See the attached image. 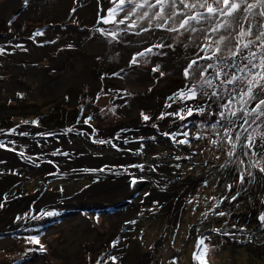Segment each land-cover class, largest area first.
I'll return each instance as SVG.
<instances>
[{"label":"rangeland","instance_id":"rangeland-1","mask_svg":"<svg viewBox=\"0 0 264 264\" xmlns=\"http://www.w3.org/2000/svg\"><path fill=\"white\" fill-rule=\"evenodd\" d=\"M6 2L0 0V11ZM96 2L99 6L97 12L99 10L103 16L107 9L101 6L102 0ZM31 3L32 0H28L25 6V0H14L9 13L0 14V48L20 45L16 48L27 53L0 54V141L15 142L14 145H7V148L15 147V151L0 148V204H3L0 207V264H172L174 259L175 264H264V229L257 230L254 235H243L239 231L257 227L255 221H249V215L255 210L259 214L262 210L264 193L255 196L263 190L264 182L258 185L255 193H244V186L250 179L261 181L264 177V172L260 171L264 168L261 139L255 149L256 155L252 152L243 155L236 144L235 155L229 157L227 152L232 146L222 139L224 127H211L220 118H203L209 116L210 112H219V105L227 103L228 96L224 94L222 100L216 97L209 100L198 93L196 96L200 100H209L208 104H198L206 107L205 112L196 114V107L191 105L194 115L181 121L171 116L157 119L162 112H174L185 106L179 100L173 102L168 99L173 94L165 95L162 92L156 97L157 104H142L137 107V113L131 115V100L145 94L125 83L124 74L130 64L118 61L119 50L113 49L105 56L100 55L96 66L92 58H87L84 60L88 65L86 68L74 66L65 72L52 68V53L57 55L65 50L61 44V32L67 27L73 26L80 31L108 28L116 34H120L123 27L119 24L104 27L97 22L98 16L91 25L82 24L75 12L84 5L83 0H36L28 10ZM134 3L142 6L137 7L136 14L132 16L133 21L141 25L142 20L138 17L147 4L145 0ZM125 5L130 7L128 0ZM33 9L37 10L36 14L24 15L21 20L17 18L23 10L30 12ZM54 9H63L64 14H57ZM157 22L153 20V25ZM52 27L60 28V32L49 31ZM41 31L42 36L35 35ZM80 35L86 37L81 32ZM183 35H179L178 39H183ZM26 39L44 49L33 51V44L21 45L22 40ZM116 39L117 35L110 42L114 43ZM48 44L50 47H46ZM210 44L212 48L216 46L214 41H210ZM34 53H38L36 57ZM153 53L146 54L147 63L143 62L145 58L138 57L141 58L138 64L142 67L150 64L151 58L162 56L164 50L153 49ZM80 56L76 55L78 58ZM115 61L119 69L112 72ZM157 64L165 75L166 70L161 62L153 63V67ZM181 64H184V60ZM17 66L27 69L35 66L39 68H35L38 71L48 67L50 70L44 78L60 79V82L63 77L64 82L81 78L82 72L90 77L95 73L102 87L99 83L95 88L87 82L80 85L67 83L61 92L48 96V92L40 91L42 82L31 72L19 71L18 77L22 83L13 84L14 68ZM120 73L123 74L122 78L117 76L111 79L112 83L106 82V77ZM151 77V82L153 79L157 83L161 76L152 72ZM249 79L252 83L247 86L254 90V78L250 76ZM120 80L124 81V88L120 86ZM138 87L144 90L153 88L141 83ZM226 87L230 89L232 85ZM214 90L207 88L209 95ZM111 92H114L113 95ZM248 95L243 99L237 96L229 105L237 116L241 114L239 110L242 107L249 111L255 107L252 103H246ZM122 97L124 100H117ZM141 113L151 119L143 121ZM42 116H46L45 120H51L48 125L43 124ZM85 120H88L87 125ZM32 121H38V125H33ZM160 121L162 126L159 125ZM176 121L187 124L184 131L188 132L190 144L178 145L172 140L170 143V140H163L166 139L164 132L177 131L173 124ZM154 124L156 127H153ZM12 128H16L17 133L28 132L30 135H5ZM68 129L72 131L68 132ZM93 129H96L94 138L91 135ZM237 132L239 129L236 125V131L231 133L233 141ZM37 133L48 135L37 136ZM248 134L252 135L257 145V137L264 135V129ZM197 136L200 138L197 139ZM112 137L118 138L104 145L94 142V139L108 141ZM212 140L217 143L212 144ZM141 143L144 145L142 152L139 151ZM171 143L175 148L168 146ZM56 150L68 153L77 150L86 156L71 153L69 156H52L51 153ZM21 151L24 156L19 155ZM170 151L175 154H169ZM37 154L43 155L37 158ZM237 157L243 160V164L238 163ZM29 158L35 160V164L30 163ZM140 164L144 165L143 171L128 167L125 173L119 167ZM177 164L179 167H176ZM54 165H58V172ZM103 165L117 167L112 172L90 171ZM170 171L175 174L171 175ZM241 171H244V183L239 181ZM249 171L252 176L248 175ZM49 173L56 174L49 176ZM180 173L189 174L185 177ZM130 176L143 179L130 187ZM181 178L185 180L181 181ZM118 181L125 183L121 190L110 189ZM171 181L178 185L177 195L173 199L163 200L160 196L164 190L161 183L165 187H172L174 183ZM227 185L232 186L230 191ZM238 190H241V196L232 201L231 197ZM217 200H223V203L216 211L223 210L228 215L218 217L209 212L205 219L202 213L211 209ZM41 210L52 211L55 215H41ZM25 213L35 216V219H24ZM18 215L22 217L20 221H16ZM126 221L136 223L128 224ZM233 225H236V230H233ZM73 228L80 229L81 234L73 233ZM213 229H220L221 232ZM224 231H234L235 234L224 235ZM87 233L92 236H86ZM98 234L100 236L95 238ZM31 235H38L40 243L25 239ZM202 236H208L209 240L198 247V237ZM231 240L248 244L236 246ZM63 246H67V252L63 251ZM109 257H116L115 262Z\"/></svg>","mask_w":264,"mask_h":264},{"label":"snow or ice","instance_id":"snow-or-ice-1","mask_svg":"<svg viewBox=\"0 0 264 264\" xmlns=\"http://www.w3.org/2000/svg\"><path fill=\"white\" fill-rule=\"evenodd\" d=\"M28 0H25V6H27ZM109 7L107 8L105 14L101 16L98 10V20L97 22L102 23H118L125 25V31L129 28L138 27L141 32H153L157 29L166 31L168 33H177V36H173L172 39H178L179 35L184 33L189 34L190 41H214L216 44L215 48L211 47L210 43H196L195 47L197 49L195 57L190 59L188 63L183 67L182 76L186 81L182 89L177 90L173 93L172 96L168 99L180 100L181 103H185L186 100H192L196 98V95L199 93L203 97H207L209 100L212 97H216L217 100H222L224 94L228 96L227 103H222L219 105L220 111L216 113H209L210 115L218 116L220 119L211 125L212 128L217 126L224 127V133L222 139L231 144V150L227 152L229 157L235 155L236 144H240V148L243 152V155H248L249 152H252L253 155H256L257 148L256 142L253 139L251 134L243 137V142H241V135L237 132L235 136V141L232 139L231 133L236 131L237 121H242L239 124V127L247 132V128L251 127L252 124H256L257 121L261 125H264V108H261L264 105V83L257 81L255 84L256 91L253 93L252 87H248V84H251L252 81L249 79L250 76L255 77L259 75L260 64H264V40H261V37H264V0H145L147 7L141 11L140 16L138 17L142 21L147 19V24L141 26L137 25L135 21L131 23H126L131 19L133 15L136 14L137 7H142L134 3V0H128L130 7L127 9L124 6L126 0H108ZM75 12V9H72ZM123 13V16L119 20L110 19L114 15ZM151 13V16L149 14ZM163 13V16L161 15ZM153 20L158 21L153 25ZM253 25H255V31H253ZM183 30V31H181ZM99 31L105 35H111L113 38L116 37V33L113 31L111 33L107 30L101 28ZM139 35V33H136ZM36 36H42L43 32L35 33ZM247 38V39H246ZM167 39L166 37H160L158 43L152 44L150 47L145 48L143 51L137 52L133 55L129 61L130 65H137L139 63L138 57L145 58L143 62L147 63L146 54H154V48H171L172 45H166L163 41ZM257 41L260 43L257 44ZM54 43L55 41H51ZM188 45H185L187 47ZM15 47H21L16 45ZM67 47H72L68 45ZM209 49L211 55L205 51ZM15 49H13L14 52ZM6 49L0 48V54H5ZM201 53H204L201 55ZM11 54V53H8ZM213 61L212 63L201 64L200 61ZM211 69V73H209ZM154 73H159V76H163L164 72L160 70V65L157 64L151 69ZM264 79V77H262ZM193 81L191 84L187 81ZM213 81H219V84H214ZM247 82V83H246ZM231 84L232 87L229 89L226 85ZM207 88H214L215 90L209 95ZM186 93H191V95H185ZM251 93V95H248ZM19 95V94H18ZM248 95V100L246 103L251 104L255 102V107H252L249 111L247 108H241L239 111L241 115L237 116L236 112L232 111L229 108V105L232 104L233 100L237 96L243 97ZM171 107V105H167ZM210 107V106H209ZM259 109V111H257ZM114 110V109H113ZM206 107L204 105L196 106V114L204 113ZM227 112V114H226ZM143 121L147 122L151 119L148 115L141 113ZM194 115L193 107L188 106L185 103V106L174 112L164 113L162 112L157 119H164L165 116H171L173 118L178 117L181 121L191 118ZM91 117L88 118L90 120ZM88 120H85V124H88ZM220 120L226 121V125H221ZM251 121V123H250ZM25 123H28L25 121ZM33 125H38V121H32ZM19 127V126H17ZM153 127H156L154 124ZM187 127V124H182L180 130L173 132H164L163 135L166 138L172 140L175 144L184 145L190 144L191 141L187 139L188 132L184 131V128ZM259 127V125H258ZM72 129H68V132H71ZM96 129L92 130V137H95ZM17 134L19 136H29L28 132H19L17 133L16 128H12L5 133V135ZM83 134V133H82ZM37 136H46L45 133H37ZM178 136L185 137L184 139H177ZM118 137L109 138L108 141L105 139H94L95 143L99 145H104L105 143L111 142L113 139ZM199 139L200 137H196ZM260 149L264 151V135L261 136ZM212 144H216V140L211 141ZM8 144H15L14 141H0V148H5L9 151H15V147L7 148ZM115 147V145H113ZM143 143L140 144L139 151H143ZM69 156L68 152H59V150L53 151L52 156L56 155ZM20 156H24V152L19 153ZM43 154H37V158ZM177 160L180 157H176ZM237 161L240 164H243V160H240L237 157ZM29 162L35 164V160L29 158ZM233 162V161H229ZM48 163H53V161H48ZM38 167L39 164H36ZM59 171L58 165H54ZM117 166H108L103 165L99 169H92L90 171L104 172L105 170L112 172L113 168ZM125 173H127L128 167L139 168L141 171L144 169V165H132L125 166L120 165ZM158 167V166H156ZM179 167V164L176 165ZM223 167V166H222ZM261 172H264V168L260 169ZM56 173H49L48 175H55ZM249 176H252V173L248 172ZM141 178L135 176H130V187L134 186L137 182L142 181ZM240 183H244V171L240 172L239 175ZM206 183V182H205ZM228 190L230 191L232 186L227 185ZM61 191L63 189L61 188ZM145 195H148L147 193ZM237 193L235 196L231 197L232 201L237 199ZM215 199V198H213ZM224 199H228L225 197ZM158 203V202H154ZM189 203H192L189 200ZM223 203V200H217L216 204L213 207L204 213H202L205 219L208 218L209 212L218 217H224L228 215L225 211L221 210L216 211V208ZM0 207H3V204H0ZM41 215L53 216L55 215L52 211H43L41 210ZM24 219H35V216H30L29 213L24 214ZM21 216L16 217V221H20ZM258 222L261 228H264V213H261L258 216ZM128 224H135L136 221H126ZM227 224V221H225ZM233 230H236V225L232 226ZM218 233L221 232L220 229H213ZM239 231H243L240 229ZM222 234L229 235L235 234L233 231L229 233L224 231ZM25 239L35 244H39L38 235L26 236ZM206 240H209L208 236L198 237V247L203 245ZM115 241L113 246H115ZM43 250V246H41ZM113 262H115L116 257H109ZM172 264H175V259L172 261Z\"/></svg>","mask_w":264,"mask_h":264},{"label":"bare ground","instance_id":"bare-ground-1","mask_svg":"<svg viewBox=\"0 0 264 264\" xmlns=\"http://www.w3.org/2000/svg\"><path fill=\"white\" fill-rule=\"evenodd\" d=\"M136 1V0H134ZM14 2V0H7V2L3 5L2 10L0 11L1 15H6L9 13V11L11 10V4ZM84 5L82 7H80L75 14H78V16L80 17V19L82 20V24H89L93 22L97 15V7L98 4L96 2V0H83ZM36 3V0H32V3L30 4V8L28 10H30ZM104 10L107 9V7H109V3L108 0H102V5ZM125 8L127 9V6L124 5ZM57 14H64V10H58V9H54ZM36 14L37 10L33 9L32 11H25L23 13H20L18 15L17 18H22L24 15H28V14ZM105 13H103L104 15ZM123 16V13H119L118 15H114L113 17H110V19H115V20H119L121 17ZM21 20V19H20ZM133 21V18L131 17V19L129 21H127L126 23H131ZM102 23V22H101ZM104 25V27L108 24H118V23H102ZM147 24V19H144L142 21L141 26ZM121 25V24H119ZM123 27V31L120 34H116L118 39H116L113 42H110V40L112 39L111 35H105L102 34L99 31H92L90 29L88 30H84V31H80L77 28H74L73 26L67 27V29L62 30V35H63V39L61 40V44L64 47V52H59L57 55H54L55 52L52 53V68H55L57 70L60 71H67L69 70V68H72L75 66V68H86L88 67V65L85 63V59L87 58H92V63L94 66H96L98 64L99 61V56L100 55H107L108 53H110L113 49L119 50L121 52L118 61L121 63H127L130 64L129 61L131 59V57L139 52V51H143L145 49V47L147 46H151L154 43H158L159 42V38L160 37H166L167 39H165L163 41V43H165L166 45L170 44L172 45L171 48L165 47L163 48L164 50V54L162 56H155L151 58L150 64L145 65L142 67L139 64L137 65H130L129 67V71H126L127 73H125L124 75H126V84L129 87H133L136 90L139 91H143L145 95L141 96V97H136L133 98L130 102L133 111L130 112L131 115H135L137 113V107L142 105H151V104H157L156 102V97L162 93L165 92L166 94H170L173 91H177L179 89H182L186 83V81L184 80L183 76H182V69L183 67L188 63V61L190 59H192L193 57H195L196 55V47L195 44L199 42V40L197 41H190L189 40V34L185 33V35H183V39H172L173 36H177V34L175 33H168L166 31H162V30H155L153 32H141L140 28L138 27H133V28H129L127 31H125V25H121ZM59 29V30H58ZM105 30L113 32V30H108V28H105ZM138 30V31H136ZM49 31L51 32H60V28H56V27H52L49 28ZM253 31H255V25H253ZM81 34L85 35V38H82ZM136 33H139V35H137ZM247 39V38H246ZM261 40H264V37H261ZM203 42V41H202ZM200 42V43H202ZM207 43H210L207 42ZM260 42L257 41V44H259ZM29 44L28 46L33 44V48L35 50L37 49H44L43 47H38L34 42L30 41V40H22L21 45H25ZM68 45H72V47H67ZM185 45H188L187 47H185ZM46 47H50V44L46 45ZM6 49V53L8 54H20V55H26L27 53L17 49L16 47L13 46H5L3 47ZM13 49L14 52H13ZM76 49V50H75ZM209 51V55H211V51ZM38 53H34L33 56L36 57ZM204 53H201V55H203ZM76 55H82L80 56V58L76 57ZM1 56H3V54H1ZM191 56H193L191 58ZM141 58H138V61ZM182 60H184V64H181ZM186 60V61H185ZM156 62H161L163 67L166 70V73L163 77H160L158 82L155 83L152 79L151 82V74H152V67H153V63ZM213 61H207V62H200L201 64L204 63H212ZM72 63V64H71ZM35 66H32L30 68H25L23 66H17L14 68L15 70V75L13 77L12 83L13 84H20L22 83L18 77V72L19 71H26V72H31L32 74L36 75L42 82V86H40V91H44V92H48L46 94L49 95H54L55 92L59 93L61 92V89L63 87H65V85L67 83L71 84V83H78L79 85L84 83V82H90L91 80L94 82L99 83V79L96 77L95 73H93L92 77L84 74L83 72L80 73L82 74L81 78H76L74 80L69 81V79H66L69 82H64V77L62 78L63 80L60 82V79H50L48 78V80L46 78H44L45 74H47L50 70V68L46 67V68H42V70L38 71L39 68H37L38 70H36ZM119 66L117 65V61H115L113 63L112 66V72L115 70H118ZM211 69H209V73H211ZM263 71V72H262ZM38 72H41L42 75H39ZM261 74L259 73V75L253 77L254 78V82L256 84L257 81H260L261 83H264V79H262V77H264V68L260 71ZM123 74H118L116 76H112V77H106L107 80L106 82L108 83H112V78H115L117 76H120L122 78ZM157 76V75H156ZM42 77V78H41ZM120 86H122V88H124L125 84L124 81L120 80ZM214 82V81H213ZM142 84L143 86H147V88H149L150 86H153V88L151 90L146 89L144 90L143 88H139L138 84ZM187 83H190V80L187 81ZM215 84H219V81H215ZM255 84H253L254 86V90L253 93L257 90L255 87ZM126 85V86H127ZM207 90V89H206ZM41 92V93H44ZM209 93V92H208ZM188 95H191V93H188ZM201 96V95H200ZM203 99V98H202ZM191 101V105L193 107H196V105H198L200 102L201 104H205L209 102V100H200L199 96L195 99L189 100ZM254 106H255V102H253ZM261 108H264V105L261 106ZM259 111V109L257 110ZM238 115H241L240 113ZM214 118L217 119V116L214 115H205L203 116L204 119H210V118ZM262 119H264V117H262ZM221 123L226 124L225 121L220 120ZM251 123V121H250ZM259 125V127H258ZM245 128H247V132H244L241 129V133L240 135L243 136L242 134L247 135L248 132L251 133H258L261 129H264V125H261L259 121L256 122V124H252L251 127H248V125L244 126ZM259 138V137H257ZM259 140V139H258ZM72 155V153H71ZM261 182H264V177L260 179H257L256 181H254L253 184H251L246 190H248V192L244 193H249L251 191H253V193L258 189V185H260ZM124 182L123 181H118L116 183H114L110 189H116L117 191L121 190V188L124 186ZM252 193V194H253ZM251 194V195H252ZM119 214V213H118ZM114 216V215H113ZM116 216V215H115ZM83 223L85 222L84 220H82ZM81 221V222H82ZM80 231V229H79ZM78 228H73V233H79ZM81 234V233H79ZM86 236H92L91 233H87ZM100 236V234H98V236H96L95 238H98ZM72 242V241H71ZM70 242V244H72ZM63 251L67 252V246H63Z\"/></svg>","mask_w":264,"mask_h":264},{"label":"flooded vegetation","instance_id":"flooded-vegetation-1","mask_svg":"<svg viewBox=\"0 0 264 264\" xmlns=\"http://www.w3.org/2000/svg\"><path fill=\"white\" fill-rule=\"evenodd\" d=\"M202 43H207V42H205V41H203ZM216 47V46H215ZM215 47H213V48H215ZM154 49H158V48H154ZM206 51V50H205ZM206 52H208V51H206ZM200 62H207V61H205V60H201ZM264 68V64H260V71L262 70ZM129 71V70H128ZM259 71V73L261 74V72ZM263 72V71H262ZM87 83H89L90 85H92L93 86V88H95V87H97L99 84H100V86L102 85L100 82H99V84L97 83V82H94V81H90V82H87ZM102 87V86H101ZM99 88V87H98ZM118 90V89H117ZM113 93L114 92H111V95H113ZM117 93H120V94H123V92L121 91V92H117ZM124 100L123 99V97L122 98H119V99H117L118 101L119 100ZM252 104H253V102H252ZM252 106V105H251ZM218 120V119H217ZM183 123L182 122H179V125L181 126ZM160 126H162V122L160 121V124H159ZM163 140H170V139H163ZM171 142V140L169 141V143ZM241 142H243V137L241 136ZM168 146H171V148L172 147H174L173 146V143H171V144H169ZM239 147H240V144H237V148H238V150H239ZM175 148V147H174ZM70 153H72V155H75V156H86V154L85 153H81L80 151H73V152H70ZM69 153V154H70ZM162 154V153H161ZM169 154H175V152L174 151H170L169 152ZM164 160H168V159H164ZM160 169H162L161 167H160ZM169 169H172V167H169ZM170 173H171V175H174L175 173L173 172V171H170ZM188 174L189 173H186V174H182V173H180V175H184L185 177L186 176H188ZM171 178V180L173 179L172 177H170ZM181 181L182 180H185V178H181L180 179ZM202 181V180H201ZM170 183H174V186H172V187H165V185H163L162 183H161V185L163 186V191L162 192H160V196H161V199H163V200H165V199H173L176 195H177V192H178V190H177V187H178V185L175 183V182H173V181H171ZM254 183V180L253 179H250V182H248V183H246L245 184V186H244V191L251 185V184H253ZM239 192H236L235 191V195L237 194V193H239V195L237 196V197H240L241 196V190H238ZM256 192V191H255ZM254 192V193H255ZM264 193V188H263V190H260L257 194H256V196L255 197H259V196H261L262 194ZM262 202H263V205H262V210L260 209V213L259 214H256V210L255 211H253V212H251V214L249 215V221H255L256 222V224H257V227H254V226H251L249 229H246V230H243L242 231V233H243V235H246V234H248V233H252V235H254V233L256 234V232H257V230H263L264 228H261V226H260V224H259V222H258V216L261 214V213H264V198H262ZM234 242V240H231V243H233ZM245 244H248L247 242H243V241H237V242H234V245H238V246H241V245H245Z\"/></svg>","mask_w":264,"mask_h":264},{"label":"built area","instance_id":"built-area-1","mask_svg":"<svg viewBox=\"0 0 264 264\" xmlns=\"http://www.w3.org/2000/svg\"><path fill=\"white\" fill-rule=\"evenodd\" d=\"M192 82H193V81L190 80V83H192ZM173 93H175V91H174ZM173 93H172V94H173ZM185 95L187 96L188 93H186ZM179 101H180V100H179ZM180 102H181V101H180ZM185 103H186L188 106H191L189 100H186ZM185 103H184V104H185ZM181 105H182V104H181ZM181 107H182V106H181ZM240 123H242V121H237V127H238V129H239V133H241V128L239 127V124H240ZM173 124L175 125L176 123L174 122ZM242 137H244V136H242ZM258 139H259V140H258ZM258 139H257V141L259 142V141H260V137H259Z\"/></svg>","mask_w":264,"mask_h":264},{"label":"trees","instance_id":"trees-1","mask_svg":"<svg viewBox=\"0 0 264 264\" xmlns=\"http://www.w3.org/2000/svg\"><path fill=\"white\" fill-rule=\"evenodd\" d=\"M45 117H46V116H42L40 119H41V121L43 122L44 125H48V122L51 121V120H50V119H46V120H45ZM48 117H49V116H48ZM50 117H51V116H50ZM50 117H49V118H50ZM52 121H53V120H52ZM54 121H55L56 123L58 122V121H56V120H54ZM37 224H38V223H37Z\"/></svg>","mask_w":264,"mask_h":264},{"label":"clouds","instance_id":"clouds-1","mask_svg":"<svg viewBox=\"0 0 264 264\" xmlns=\"http://www.w3.org/2000/svg\"><path fill=\"white\" fill-rule=\"evenodd\" d=\"M25 11H26V10H23V13H24ZM23 17H24V16H23ZM192 57H193V56H191V58H192ZM173 92H174V91H173ZM173 92H171V94H172ZM253 102H254V101H253ZM252 105H253V104H252ZM175 123H176V124L174 125V126H175V129H176L177 131L180 130L179 122L176 121ZM258 143H259V142H257V146H258Z\"/></svg>","mask_w":264,"mask_h":264}]
</instances>
